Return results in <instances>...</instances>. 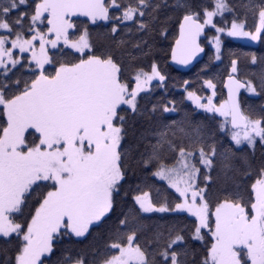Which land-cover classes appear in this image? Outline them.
Masks as SVG:
<instances>
[{"label":"snow or ice","instance_id":"obj_1","mask_svg":"<svg viewBox=\"0 0 264 264\" xmlns=\"http://www.w3.org/2000/svg\"><path fill=\"white\" fill-rule=\"evenodd\" d=\"M172 31L214 48L191 112ZM225 37L264 43V0H0V264H264V54Z\"/></svg>","mask_w":264,"mask_h":264},{"label":"trees","instance_id":"obj_2","mask_svg":"<svg viewBox=\"0 0 264 264\" xmlns=\"http://www.w3.org/2000/svg\"><path fill=\"white\" fill-rule=\"evenodd\" d=\"M177 30H178V26H177ZM177 34H178V31H172L168 35L166 40L157 41L156 49L158 52H159V49H161V48L164 49L163 53H159L158 60L161 64V67H162L164 74L168 77V82H167L168 98L169 99H171V98L176 99V101L178 102V105L182 111L191 112L194 106L184 96L183 90L181 89V87L183 86V81L184 80L193 81L194 82L192 85L193 89L199 87V84L201 82V78H207L206 76H204V74L201 72V70L204 69L205 65L209 64V57L211 55H213L214 50L210 47V45L204 39V37H202L201 43H202L203 47L205 48L203 58L197 64H195L190 70H188L186 72L178 71L169 62V55H170V47L169 46L171 44H173ZM207 34L213 35L214 31H209ZM224 40H225V48L226 49H232V50L239 51V52H255L257 54V56L264 54V43H260V42H258L257 44L241 43V42L235 41V40L228 38V37H225ZM246 63L247 62H242L240 65L242 73L251 70L250 68H247L245 66ZM226 66H227V58H225V64L220 66V75L221 76L226 75V73L223 71V69H225ZM217 71H218V69L213 67L211 69V71H209L207 73V75L212 76V75L216 74ZM190 90H192V89H190ZM223 93H224V90H223ZM163 94L164 93H163L162 89L157 90V96H160ZM201 94H204V93H201ZM242 94H243V92H242ZM224 97H225V94H224ZM250 102L251 103H258L259 101L253 100ZM196 118L202 119L203 117L197 115ZM256 155L259 158V156H260L259 146L257 148ZM156 186L161 189V195L163 196L164 195L163 183L157 182ZM181 219H183V222L185 224H188L189 226L191 225V220L184 219V218H181ZM85 243H88V242L85 241ZM82 246L83 245H81V247ZM197 246H199V245H197Z\"/></svg>","mask_w":264,"mask_h":264},{"label":"water","instance_id":"obj_3","mask_svg":"<svg viewBox=\"0 0 264 264\" xmlns=\"http://www.w3.org/2000/svg\"><path fill=\"white\" fill-rule=\"evenodd\" d=\"M203 56H204V52L198 54L196 59L193 60L189 65H180V64H177L176 62L172 61L171 57L169 55V62L176 70L183 71V72L185 71L186 72V71L190 70L195 64H197L203 58ZM224 90H225V94L227 95V90L226 89H224ZM242 92H243V90H242Z\"/></svg>","mask_w":264,"mask_h":264},{"label":"rangeland","instance_id":"obj_4","mask_svg":"<svg viewBox=\"0 0 264 264\" xmlns=\"http://www.w3.org/2000/svg\"><path fill=\"white\" fill-rule=\"evenodd\" d=\"M215 34V33H214ZM213 34V35H214ZM208 36H212V35H208ZM228 38H231V37H228ZM231 39H233V40H235V41H238V42H241V43H249V44H257L258 42H252V41H248V40H246V39H243V38H231ZM208 42V41H207ZM208 44L210 45V47L214 50V48L212 47V45H211V43L210 42H208ZM179 71V70H178ZM183 72V71H182ZM185 72V71H184ZM181 89L183 90V86L181 87ZM209 94H210V91H209ZM224 94H225V90H224ZM225 96H226V94H225ZM189 102H191V101H189Z\"/></svg>","mask_w":264,"mask_h":264},{"label":"bare ground","instance_id":"obj_5","mask_svg":"<svg viewBox=\"0 0 264 264\" xmlns=\"http://www.w3.org/2000/svg\"><path fill=\"white\" fill-rule=\"evenodd\" d=\"M202 38V37H201ZM203 46V45H202Z\"/></svg>","mask_w":264,"mask_h":264}]
</instances>
